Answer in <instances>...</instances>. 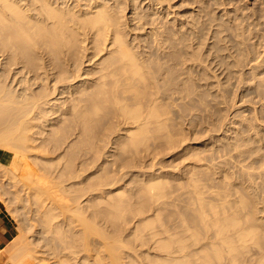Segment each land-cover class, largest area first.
<instances>
[{
  "label": "rangeland",
  "instance_id": "obj_1",
  "mask_svg": "<svg viewBox=\"0 0 264 264\" xmlns=\"http://www.w3.org/2000/svg\"><path fill=\"white\" fill-rule=\"evenodd\" d=\"M117 1L114 33L69 23L54 46L37 22L0 13L2 97L17 113L35 103L22 119L28 171L0 143L16 227L2 264L28 247L42 264H182L181 241L195 264L213 253L196 244L202 208L252 210L264 237V0ZM79 2L77 16L95 3ZM31 174L51 184L33 189Z\"/></svg>",
  "mask_w": 264,
  "mask_h": 264
},
{
  "label": "bare ground",
  "instance_id": "obj_2",
  "mask_svg": "<svg viewBox=\"0 0 264 264\" xmlns=\"http://www.w3.org/2000/svg\"><path fill=\"white\" fill-rule=\"evenodd\" d=\"M79 1L80 0H78V2ZM87 1L89 2V0ZM91 1L93 2L95 1V3L91 5V3L85 2L88 4L87 8L85 7V10L81 9L79 11L77 9L79 11V16H77L75 10L76 8L79 7L73 5V7L71 8L69 6L70 0H0V13L4 12L3 14L4 18H7V14L11 13L16 15L18 18L22 17L27 19L28 20L27 23L29 24H32V22L33 23L37 22L36 25H38V28L41 29L42 36L46 37L47 40H49V42L51 43V45L54 46L65 37L63 33H65L66 30L62 32L63 29H61L62 30L61 31L60 28L61 27L63 28V26L65 27L68 26L69 23L70 25H74L75 27L73 29L72 26L73 30L70 27H67L70 28L69 30L78 31V32L81 30H86V31L90 30L93 33L97 34V36L107 35L108 32L111 33L115 32L114 28L110 24L111 19L109 20L108 18L114 17L116 13L115 12L116 8L109 6L108 4L109 0H91ZM113 1L116 2L117 0H113ZM34 2L40 4L36 5L34 4ZM84 6H86V4ZM105 9L106 11L109 12L108 13L109 15L107 16L104 13ZM35 12H39L38 15H36L38 16V18L39 15L40 16L45 15L46 18L45 19L39 18L38 20L37 17L34 16ZM89 13L92 14L93 16H89ZM83 17L85 18L87 17L86 19L88 18L91 19L89 20V22L86 21V23L83 24L80 21L82 19H85ZM77 18H79V20H77ZM39 22L42 23V25L44 24L45 26L46 25L49 26V28L48 27L43 28L41 26L39 27V25H41ZM59 31L61 34H59ZM25 36L29 38L27 34ZM47 67L48 65L44 64V66L41 67V69L45 70L44 76L48 78L50 76V71H49L50 68L48 69ZM15 79L16 77L14 78V80ZM3 92H4V88L0 86V126L6 130V131L4 130V133H1L2 135L0 136V143L6 142L7 146L5 144V146L2 147L3 145H1L2 144L1 143L0 147L2 148L6 147L7 148L6 150L9 149L8 151H13V150L15 151L17 148L15 152H16V157H18L20 150L21 151L26 150L25 148H23L24 146H27L26 148L31 147L30 145H28V142L30 143V138L25 134L26 126L23 124L22 119L24 118V116L27 115L28 113L27 109L31 106L34 107L35 103L34 102L22 103V105L18 109V113L14 112L7 108V106H9L8 103H11V100L6 98L4 99L2 97ZM135 115L137 114H134V116ZM134 140L136 139L134 138ZM29 150L30 149H28V151ZM21 151H20V155H23L22 161L25 164V168H27L28 163L26 161L27 159L26 157L28 156L27 153L28 151L27 150H26L27 152L23 151L24 153H22ZM25 171H28V168ZM32 177L35 178V175L28 176L27 178H29L28 180H31L29 181V184L31 182H35L32 183L35 187L31 185V188L33 189L37 188L36 184H38V182L41 183L43 190H46V187H49V185L51 184V183L48 184V180L46 181L45 179H42L40 177H36L35 178L36 180L33 181L34 178L31 179ZM37 178H40L41 180ZM46 183L48 184V186L46 185ZM61 207L63 209L65 207L64 210L66 211L70 210L69 208L66 209V206H61ZM63 209L62 211H64ZM252 212H253L252 210H249L243 215L237 216L236 214H234L232 217L228 215L226 217H220L219 215L215 214L210 218L208 215H206V212L203 208L199 210L200 224L202 228L206 230V235L201 241L196 242V244L199 245L200 249H211L213 253L211 255H204V256L200 255V252L199 254H195V256H197L195 264H237L242 252H248L251 255V260L249 262L246 261L247 264L250 262L252 264H264V237L261 234L263 225L256 217L251 216ZM68 213L70 212H67V214ZM78 217H79V221L82 222V224L85 226V229H87L89 232H91L90 230L95 229L94 227L88 226L89 223L84 221L85 219L84 217L82 216H78ZM34 245H32L31 247L33 248ZM254 246H255V250H254ZM25 247L23 248L25 249ZM28 248H26V251L22 250L19 252V253L21 252L23 253L22 256H20L21 254L18 255L19 253L16 255L17 257L19 256L20 259L16 260L15 258L16 262L14 264L44 263L45 261L44 257L42 256V258H40L38 257L40 255L38 256L36 255L40 253L31 251ZM19 250H17V252ZM177 250H178L177 252L181 254L179 258L181 259L182 264H192L190 261L187 260V258L191 257V253L188 251V247L183 241L179 243V247ZM48 260H50V258ZM57 262L58 261H52V263H57ZM64 263L65 262L63 260H60L57 264H64Z\"/></svg>",
  "mask_w": 264,
  "mask_h": 264
},
{
  "label": "crops",
  "instance_id": "obj_3",
  "mask_svg": "<svg viewBox=\"0 0 264 264\" xmlns=\"http://www.w3.org/2000/svg\"><path fill=\"white\" fill-rule=\"evenodd\" d=\"M16 238V227L10 217L8 209L0 200V264L3 263V254L8 253V248Z\"/></svg>",
  "mask_w": 264,
  "mask_h": 264
}]
</instances>
